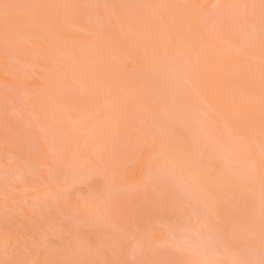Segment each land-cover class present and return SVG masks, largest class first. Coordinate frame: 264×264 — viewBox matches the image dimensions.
<instances>
[{
  "label": "bare ground",
  "instance_id": "1",
  "mask_svg": "<svg viewBox=\"0 0 264 264\" xmlns=\"http://www.w3.org/2000/svg\"><path fill=\"white\" fill-rule=\"evenodd\" d=\"M106 2L114 37L79 23L74 0L0 8V48H18L38 67L36 80L18 85L66 136L75 171L96 157L120 177L129 153L116 162L115 144L140 116L143 168L177 174L213 217L227 191L264 215V35L258 50L253 43L237 54L200 25L202 0ZM89 200L78 195L69 204L89 216Z\"/></svg>",
  "mask_w": 264,
  "mask_h": 264
},
{
  "label": "rangeland",
  "instance_id": "2",
  "mask_svg": "<svg viewBox=\"0 0 264 264\" xmlns=\"http://www.w3.org/2000/svg\"><path fill=\"white\" fill-rule=\"evenodd\" d=\"M29 1L0 0V8ZM202 2L200 25L212 41L237 54L254 44L260 48L264 2ZM74 6L89 32L115 36L106 0H74ZM21 57L18 48H0L6 80L0 78V264H264V215L258 207L249 209L243 197L227 191L213 217L177 174L143 168L135 138L147 123L140 116L128 138L115 144L116 162L129 153L120 177L96 157L95 166L75 171L66 136L43 120L18 85L36 80L38 70ZM156 135L162 136L159 129ZM78 195L92 199L95 216L69 204Z\"/></svg>",
  "mask_w": 264,
  "mask_h": 264
},
{
  "label": "snow or ice",
  "instance_id": "3",
  "mask_svg": "<svg viewBox=\"0 0 264 264\" xmlns=\"http://www.w3.org/2000/svg\"><path fill=\"white\" fill-rule=\"evenodd\" d=\"M4 7L7 8V7H9V6H8V5H5Z\"/></svg>",
  "mask_w": 264,
  "mask_h": 264
}]
</instances>
